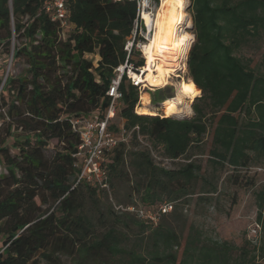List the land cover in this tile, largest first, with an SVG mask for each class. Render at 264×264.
I'll return each mask as SVG.
<instances>
[{"label": "trees", "instance_id": "1", "mask_svg": "<svg viewBox=\"0 0 264 264\" xmlns=\"http://www.w3.org/2000/svg\"><path fill=\"white\" fill-rule=\"evenodd\" d=\"M47 1L0 0V50L13 67L27 66L6 79V70L0 71V166L6 170L0 172V264L264 260L262 194L259 245L206 240L184 213L194 196L197 204H210L220 193L219 171L231 169L227 179L242 188L254 185L250 170L264 165V62L244 53L251 43H264V0H190L195 41L187 69L197 88L185 86L201 93L191 117L136 114L140 91L124 76L115 119L121 124L112 123L110 130L118 133L122 125L129 136L107 155L109 189L77 183L81 137L73 122L105 116L115 70L128 56L137 5L68 0V25L62 27L45 11ZM139 56L134 48L129 62L142 66ZM151 96L152 103L166 99ZM143 140L148 146L142 147ZM154 152L175 166L159 165ZM201 157H207V172ZM121 187L124 203L117 198ZM110 191L119 210L109 201ZM163 204L172 210L160 213L157 224L128 210L156 212ZM252 244L258 254L248 260Z\"/></svg>", "mask_w": 264, "mask_h": 264}, {"label": "rangeland", "instance_id": "2", "mask_svg": "<svg viewBox=\"0 0 264 264\" xmlns=\"http://www.w3.org/2000/svg\"><path fill=\"white\" fill-rule=\"evenodd\" d=\"M191 2L190 0H186V14H188V20L187 22L180 26V30L187 32L194 37L193 34V22H192V11H191ZM193 41V42H194ZM193 45L191 43L190 47ZM260 46H258L255 43H251L249 46L246 47V51L244 52L246 56H248L250 59H253L256 63L264 62V43H260ZM191 49V48H190ZM189 49V51H190ZM189 54V52H188ZM187 54V59H188ZM141 58V56H139ZM94 63L97 62V57L92 58ZM187 59L185 60L186 69H187ZM254 64V63H253ZM26 67L23 62L19 63L17 66H12V58H10L8 55H4L2 51L0 50V71L6 70V73L9 71V73L13 75H19L22 72L26 70ZM264 70V68H263ZM177 76H171L170 78V85L167 87H161V88H150L146 89L143 93L147 95L148 102L151 104L152 102V96H149L148 93H156L159 98L165 99V102L163 103H152L151 109L155 112L160 113L163 115V117H174L182 119L184 117H191L193 115V111L191 108V105L193 101L201 96V93H198L196 98L191 100H186L187 103H185L184 106H178V110H182V114L171 116L167 113V107L162 106L164 109L163 111H160L159 108L161 107V104L168 103V101L174 97V95L177 92V86L178 84L191 86L197 88L191 80L188 79V69L186 72L179 70L177 73ZM6 76V74H5ZM190 83V85H187V83ZM177 85V86H176ZM142 94V95H144ZM143 107L142 102V96H141V103L140 107ZM115 123L121 124V121L115 120ZM210 139L207 141V144L209 145ZM148 142L146 140L142 141V147L148 146ZM57 145V141H53L51 147L54 148ZM53 152V149L52 151ZM155 154V160L156 162L166 168H173L175 165L173 162H170L168 160H164L160 158L157 155V152H154ZM207 157H201V159H198V162H202L203 164V171L207 172ZM0 172L6 173V170L0 166ZM208 173H212V170H208ZM232 174V170L229 168H226L225 171H219L217 175L220 176L219 180V186H220V193L217 195H214L212 198L210 204L199 202L197 204V198L194 196L192 199V203L190 206L185 208L184 213L188 215V224H194L200 232L203 234V236L206 238V240H213L218 242H229L232 245H235V247L240 248L244 247L246 240L251 241V234L250 231L253 228V225L258 222L257 216L260 210L259 203L260 201V194H262L263 198V207H264V165L260 167H255L250 170L248 173L249 178L254 179V185H249L247 187H238L237 185L231 184L230 180L227 179ZM243 175H247L245 172H243ZM248 179V178H247ZM246 180V179H245ZM117 198L123 201V203L126 201L125 197V189L121 187L117 192ZM109 201L113 205H115V209L119 210L120 207H118L117 200L115 199V195L113 191H110L109 193ZM236 199V203L232 206V199ZM140 204V202H139ZM264 211V210H263ZM259 223V222H258ZM188 225V226H189ZM259 244L261 243L263 239V230H261V238ZM258 244V245H259ZM254 244H252L250 247H247L250 250V255L247 257L248 260H251V258L254 255H257L258 251H254ZM2 248V241L0 239V249ZM240 252L237 251L235 254H239ZM255 264H264V260L257 256Z\"/></svg>", "mask_w": 264, "mask_h": 264}, {"label": "built area", "instance_id": "3", "mask_svg": "<svg viewBox=\"0 0 264 264\" xmlns=\"http://www.w3.org/2000/svg\"><path fill=\"white\" fill-rule=\"evenodd\" d=\"M130 1L136 2L137 17L134 22L132 36L125 46V50L128 53L127 59L123 65L115 70V77L108 91V96L111 99L109 108L104 117H101L99 114H93L89 117H80L73 122L74 129L79 132L81 137V144L79 145L77 153L81 173L77 183L84 181L105 189H109L108 172L106 168L107 155L117 147L121 141H126L129 136V132L122 127V125L118 133L110 130V125L115 122L117 112L121 106V100L123 99V94L120 91L121 82L124 76H126L131 84L139 89L140 99L143 92L151 88L148 86V83L144 82L146 73L148 72L147 57L144 47L154 34L156 16L161 7V0ZM45 11L50 14L53 21L60 22L62 27L68 25V0H49L45 3ZM145 14L150 18V24L147 23ZM134 48L136 51L140 52V56L144 60L142 66H136L134 63L129 62ZM140 99L135 108V113L138 115H140L138 113L141 103ZM160 106L159 110L164 112L162 104ZM157 116L163 118V115L158 112ZM128 210L136 212L142 219L150 220L152 223L157 224L160 213L170 212L172 206L170 204H163L156 212L147 209L135 210L134 208ZM261 230V224L256 222L250 231L251 241L256 245L260 242Z\"/></svg>", "mask_w": 264, "mask_h": 264}, {"label": "bare ground", "instance_id": "4", "mask_svg": "<svg viewBox=\"0 0 264 264\" xmlns=\"http://www.w3.org/2000/svg\"><path fill=\"white\" fill-rule=\"evenodd\" d=\"M185 8L186 0H161V7L156 16L154 34L144 47L148 65L144 82L148 83L151 88H165L170 85L171 76L176 77L179 70L184 72L187 70L185 60L194 37L180 30V26L188 20ZM145 18L147 23L150 24L151 20L147 14H145ZM197 94V92L189 90L186 86L178 84L174 97L162 106L168 108V114L180 115L182 110H178V106H184L187 103L186 100L193 101ZM141 96L143 107L139 108L138 113L140 115L156 116L157 112L151 109L152 106L148 102L147 95Z\"/></svg>", "mask_w": 264, "mask_h": 264}, {"label": "water", "instance_id": "5", "mask_svg": "<svg viewBox=\"0 0 264 264\" xmlns=\"http://www.w3.org/2000/svg\"><path fill=\"white\" fill-rule=\"evenodd\" d=\"M8 74H9V71L6 73L5 79L7 78Z\"/></svg>", "mask_w": 264, "mask_h": 264}, {"label": "crops", "instance_id": "6", "mask_svg": "<svg viewBox=\"0 0 264 264\" xmlns=\"http://www.w3.org/2000/svg\"><path fill=\"white\" fill-rule=\"evenodd\" d=\"M149 94V96H151V93H148ZM160 103V102H159ZM162 103V102H161ZM151 104H152V102H151Z\"/></svg>", "mask_w": 264, "mask_h": 264}]
</instances>
